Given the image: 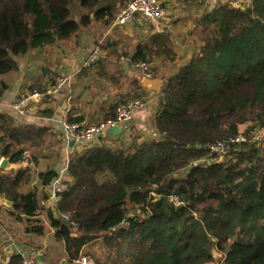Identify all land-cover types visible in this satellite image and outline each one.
<instances>
[{
  "label": "trees",
  "instance_id": "16d2710c",
  "mask_svg": "<svg viewBox=\"0 0 264 264\" xmlns=\"http://www.w3.org/2000/svg\"><path fill=\"white\" fill-rule=\"evenodd\" d=\"M128 1L0 0V76L16 71L29 52L71 41L89 26L90 16L72 19V6L114 19ZM195 26L199 51L166 79L156 137L86 147L70 157L69 190L58 210L76 227L51 211L47 217L71 263L100 242L107 256L96 264H216L214 252L225 256L223 264H264V142L234 145L223 160L207 151L209 144L264 130V0L244 10L219 6ZM154 58L177 60L169 34L139 44L132 60ZM118 107L109 108L106 120ZM54 136L0 113V156L15 164L24 152L32 155L25 168L4 174L0 167V199L11 202L10 216L33 224L27 232L36 236L45 232L37 220L39 191L24 190L34 176L43 187L58 179L54 170L34 171Z\"/></svg>",
  "mask_w": 264,
  "mask_h": 264
},
{
  "label": "crops",
  "instance_id": "0c3cea01",
  "mask_svg": "<svg viewBox=\"0 0 264 264\" xmlns=\"http://www.w3.org/2000/svg\"><path fill=\"white\" fill-rule=\"evenodd\" d=\"M165 1V3H167V6H170V4H172L173 2H177L178 0ZM187 1H189L188 3L191 5L188 8H190V10H193V4H195L196 0ZM232 6L233 8H236L234 5ZM241 9L244 10V8ZM194 12L196 15L198 9ZM190 15L194 17L193 14ZM138 25H141L142 27L149 26L142 23L138 19H135L124 27H121V29H123L124 34L126 36L132 37L134 34H136V31H139ZM195 27L196 26L194 24L192 29L194 28L195 30ZM143 32L148 39L158 33L169 34L167 29L162 30V32L145 29L144 31L142 30L138 32L139 36L140 33ZM134 40L132 42L134 51L132 52L129 60L127 57H122L118 59V57L114 56V51L116 50V43H113L114 48L107 46V48L105 49L106 51L103 50L104 55L101 60H103L104 63L102 64V66L92 72L88 70L77 73V67L83 60L78 63L76 62L74 57L69 59L67 58V56L66 58L61 59L60 62L54 64L50 69L51 72L57 73L56 76L64 75L69 77V85L64 87L53 98H47L43 95V97L45 98H41L40 100L38 99L30 103L26 110L25 116H20L16 111L12 109V105L15 104L17 101L13 104L6 103L12 102L11 99L13 97L15 98V96L20 95L19 93H22L23 90H25L24 77L26 73L24 71L25 69H23L24 63L20 59L17 60L18 68L16 70V73H8L11 76L13 75L12 78H15V80L4 94L6 102H4L3 108H0V113L9 116L16 125L35 124L40 127L50 128L53 133H58L60 138L61 149L59 156L55 155L52 157L46 152L43 153L41 159L34 168L35 172L54 170L58 174L57 180L68 181L67 167L69 159L79 149L76 146H67L64 142L63 130L60 125V121L65 115L69 116V118L73 121L81 120L79 123H85L90 125L93 121L97 120L98 118L102 120L107 119V115L109 114V108L112 106H117V104L121 105L124 102L132 99L141 100L144 103L145 107L134 113L131 121V127L127 132H124L117 137L102 135L99 137L98 141L95 142L92 146L111 147L113 144H130L132 139L134 138V135L140 136L143 139L156 137L157 133L154 128V120L160 107L162 87L166 79L175 75L181 67H183L189 62L190 59L187 62H180L178 65H176L177 62L180 61V57L178 52L174 49V51L177 53V60L175 62H169L163 59L167 62H163V64L157 70V72H155V74H153L154 68H151V73L153 76L152 78H147L140 69L135 70L130 64L132 62L131 60L135 53L136 47L139 44H144L147 40L143 42H134ZM105 64L107 65L104 67ZM42 65H44L43 62ZM102 68L103 71L99 73ZM40 70L42 72L41 79L45 81L43 82V86H45V83H48L50 81V78L46 77L45 73L49 72L47 71V69H45V66H41ZM8 74H6V76ZM51 77L54 78L52 75ZM106 78H109V80L107 81ZM112 78L114 80V83H112L111 81ZM47 88L48 84H46L45 91L47 90ZM3 158L4 157L0 156V162ZM15 164H18L20 166L22 165V167L25 168L24 164H21V162ZM3 171L4 174L11 172L6 170ZM36 182L39 183L38 179ZM53 182L47 187H43L39 184L37 186H34L35 183L32 184L31 188L35 189L34 187H36L39 191L38 193L41 199L40 207L43 206V204L49 197L53 189ZM3 200L4 199H0V264H7L8 262H11V258L14 257V247H26L20 242H18L11 235V231L18 232L20 230L19 227L21 226H19L18 223L20 221L17 222V219L15 217L9 215V212L11 211L12 207H8L7 205L3 204ZM41 217L42 216H40L38 212L37 220L40 221ZM43 219L46 221V225L49 224L48 217L45 218L43 216ZM41 225L45 227L44 224ZM51 230L53 229L51 228ZM217 253L218 252H214V257ZM37 254L39 263H41L42 257L40 253Z\"/></svg>",
  "mask_w": 264,
  "mask_h": 264
},
{
  "label": "rangeland",
  "instance_id": "374dc122",
  "mask_svg": "<svg viewBox=\"0 0 264 264\" xmlns=\"http://www.w3.org/2000/svg\"><path fill=\"white\" fill-rule=\"evenodd\" d=\"M188 2L189 1L187 0H178L177 2H173L172 4H170V6H167V3H165L164 7L166 8V16L164 20L160 21L156 25H149L143 27L141 25H138L139 31L142 30L144 31L145 29H147L151 31L162 32V30L167 29L170 36L173 38L174 49L178 52L180 57L179 59L180 61L177 62L176 65H178L180 62L181 63L187 62L193 54L199 51L200 40L197 34L195 33L194 28L192 29V27L195 24V20L199 19L202 16L201 14L210 12L219 6H224V5H227L229 7L234 5L236 8H240V9L245 8V0H196L195 4H193V10H190V8H188L189 6H191ZM125 4L126 3H123L118 6L115 17L117 16L119 9ZM197 9L199 13L197 12L196 15L199 14L198 16H196L194 12L197 11ZM71 14H72V18H74L77 22H79L81 17L83 16L86 17L90 16L91 18L90 25L81 28L76 38L71 39V41L58 43L54 47H50L45 50H34L29 52L23 58H19L24 63L23 69H25L24 71L26 73L24 77L25 90H23L22 93H19L20 95L15 96V98L13 97L11 99L12 102L10 103L6 102L4 98V94L9 89V86L12 85L15 78H12L13 75L11 76L10 74H8L7 76L6 75L0 76V91H3L0 97L4 100V102H6L7 104H13L16 101H19L22 97H27L34 93L42 96V98H45L43 97V95L46 92L45 91L46 84L49 85L54 79L51 77V75L53 77L57 75V73L51 72L50 68L54 64L60 62L61 59L66 58V56L69 59L74 57L76 62L80 63L84 59V56L87 54V51L92 46H94L99 42H103L104 46H110V47H113V43H116L115 45L116 50L114 51L115 54L114 56L118 57V59L122 57H127L129 60L132 52L134 51L132 42L135 39V37L136 39L134 40V42H143L148 39L147 36H145L144 32L140 33L139 36L138 34L139 31L138 32L136 31L135 32L136 34H134L132 37L126 36L124 34L123 29H121V27L114 26L115 17L114 19H111L110 16L95 18L94 14L90 10L81 9L78 5H74L71 7ZM190 14H193L194 17ZM72 42H76V44L74 45ZM103 50L106 51L105 49ZM101 61L99 64H97L98 66L96 65V67L92 68L90 72L101 67L102 64L104 63L103 60ZM131 61L132 62L130 64L133 67V69L139 70L140 69L139 63L133 62V60ZM42 62L44 63V65H42ZM163 62H167V61L160 58H154L148 60L147 63H150V71L151 68H154L153 74H155V72H157V70L161 67ZM106 65L107 64H105L104 67ZM41 66H45V69H47V71L49 72V73H45V76L50 78L49 79L50 81L48 83H45V86H43V82L45 81L41 79V74H42L40 70ZM102 71L103 68L99 71V73H101ZM13 72L16 73V71ZM106 80L108 81L109 78H106ZM111 81L112 83H114L113 78L111 79ZM119 105L120 104H117V107ZM105 120L106 119L102 120L98 118L97 120L93 121L92 124H90V126L98 125ZM54 134H55L54 138L51 141H49V144L46 148L47 150L46 153H48V155L52 157L55 155L59 156L60 153L59 134L58 133H54ZM146 139L149 140L152 139V137ZM53 140L55 141L52 142ZM41 155H43V153ZM184 176L185 174L181 173L178 177H184ZM36 181L37 179L35 176L32 179V184L35 183L34 186H37L39 184ZM32 184L29 188L25 189L24 192H26L29 189H32L31 188ZM48 212L49 211L44 206L40 207L39 214L40 216H42L40 219L41 222L40 224L45 225L44 227L45 232L43 236H36L32 233L27 232L28 230L27 228H29V226H32L33 224H29L26 222L20 223L17 221L19 223V226L21 227H19L20 230L18 232L11 231L12 237L15 238L21 244H23L27 250L40 253L42 260L41 263L39 264H83L81 259L80 261L77 260L74 263H71L69 261L67 254L65 252L63 242L60 241L58 242L55 239L54 230H51L49 224L47 225L45 224L46 221L43 219V216L46 218L48 216ZM106 256H107V250L102 247L100 242H97L92 246L87 245L83 249L80 258L85 257L88 262L87 264L89 263L96 264L97 261L104 260ZM224 260H225V256L223 254L217 253L215 255L216 264H223Z\"/></svg>",
  "mask_w": 264,
  "mask_h": 264
},
{
  "label": "built area",
  "instance_id": "2783aa9c",
  "mask_svg": "<svg viewBox=\"0 0 264 264\" xmlns=\"http://www.w3.org/2000/svg\"><path fill=\"white\" fill-rule=\"evenodd\" d=\"M165 0H129L118 11L114 20V26L124 27L135 19H138L146 25H156L160 21L164 20L166 16ZM251 3V0H245V8ZM244 8V9H245ZM103 42H99L92 46L85 55L83 61L77 67V73L82 71H88L94 68L100 60L103 58ZM139 68L142 73L151 78L150 63L140 62ZM70 78L64 75H58L54 77L52 82L48 85V88L44 94L47 98L55 97L64 87L68 86ZM42 96L34 93L27 97H22L19 101L12 105V109L16 111L20 116L26 115L28 105L36 100H40ZM4 106V101L0 97V108ZM145 107L141 100H130L120 105L115 114L114 119L106 120L98 125H88L85 123H70L67 120V115L60 121V125L63 130V139L67 146L71 141H74L79 150L86 147H91L98 141L99 137L104 135V132L112 127H118L122 133L127 132L131 127V121L134 113ZM261 144L264 142V130H256L249 135H237L231 137L228 140L220 141L207 146V151L213 160H223L226 158L234 145H240L245 143ZM32 155L29 151L24 152L22 155L21 164L30 165ZM26 166V167H27ZM69 183L67 181L55 180L53 182V189L43 204V206L51 211L56 218H61L65 222H69L72 227L76 225L70 222L69 217L65 214H61L58 210V206L61 201V197L64 193L68 192ZM153 196H156L153 194ZM170 202L175 207L182 206V203L176 196H170ZM125 226H127L125 224ZM14 257L20 259V264H39L38 254L34 251L27 250L24 247H14ZM83 264H87L85 257L80 258ZM80 259L78 261H80ZM8 262L7 264H10ZM90 264V263H89Z\"/></svg>",
  "mask_w": 264,
  "mask_h": 264
},
{
  "label": "water",
  "instance_id": "95a60500",
  "mask_svg": "<svg viewBox=\"0 0 264 264\" xmlns=\"http://www.w3.org/2000/svg\"><path fill=\"white\" fill-rule=\"evenodd\" d=\"M122 134V132L120 131V129L118 127H112V128H109L107 129L105 132H104V135L106 136H120ZM75 145L74 141H71L69 143V146L70 147H73ZM25 167L27 166L26 164L24 165ZM0 167L1 169L3 170H6V171H14V170H18L22 167V165H16V164H13L10 162V160L8 158H3L0 162ZM3 204L7 205L8 207H11L12 204L11 202H9L8 200H3L2 201Z\"/></svg>",
  "mask_w": 264,
  "mask_h": 264
}]
</instances>
